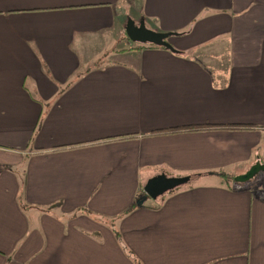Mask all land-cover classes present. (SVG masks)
Wrapping results in <instances>:
<instances>
[{
	"label": "crops",
	"instance_id": "1",
	"mask_svg": "<svg viewBox=\"0 0 264 264\" xmlns=\"http://www.w3.org/2000/svg\"><path fill=\"white\" fill-rule=\"evenodd\" d=\"M257 163L264 0H0V264H264Z\"/></svg>",
	"mask_w": 264,
	"mask_h": 264
},
{
	"label": "water",
	"instance_id": "2",
	"mask_svg": "<svg viewBox=\"0 0 264 264\" xmlns=\"http://www.w3.org/2000/svg\"><path fill=\"white\" fill-rule=\"evenodd\" d=\"M125 34L127 38L134 43L151 44L164 47L170 51H175L168 41V38L173 35L172 32H158L152 30L146 26L143 20H140L138 23H136L131 18H128L125 24ZM260 171H264V165L259 163L254 164L247 172L236 176L234 181L239 183L249 181ZM190 179L191 176L169 177L165 174L156 175L146 182L143 188L145 194L144 199L148 196L152 199H156L165 192L186 184ZM137 203H139V201Z\"/></svg>",
	"mask_w": 264,
	"mask_h": 264
},
{
	"label": "rangeland",
	"instance_id": "3",
	"mask_svg": "<svg viewBox=\"0 0 264 264\" xmlns=\"http://www.w3.org/2000/svg\"><path fill=\"white\" fill-rule=\"evenodd\" d=\"M124 25H125V22L123 23V27L120 28L118 31H116L117 36L122 35L121 44H117V47H116L117 50L129 48L130 46H136V44H138V43H134L131 41H130V43H127V42H129V40L127 39V36L125 34ZM253 182L254 181L248 182V184H252ZM255 184H257L256 186L259 185L258 186L259 188H262L264 186V176L257 178L255 180Z\"/></svg>",
	"mask_w": 264,
	"mask_h": 264
},
{
	"label": "trees",
	"instance_id": "4",
	"mask_svg": "<svg viewBox=\"0 0 264 264\" xmlns=\"http://www.w3.org/2000/svg\"><path fill=\"white\" fill-rule=\"evenodd\" d=\"M160 47V46H155V45H151V44H136V48H141V47ZM161 48H164V47H161ZM165 49V48H164ZM208 127H211V128H227V129H231V128H234V129H237V128H245V127H248V126H245V124H227V125H206L204 127L202 126H191V127H187L188 130H198V129H203V128H208ZM169 131H174L172 129H170ZM225 174H222L223 177L226 178V176H224ZM133 207H134V204H133Z\"/></svg>",
	"mask_w": 264,
	"mask_h": 264
}]
</instances>
